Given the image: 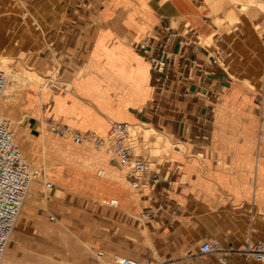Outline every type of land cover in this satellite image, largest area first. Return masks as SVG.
Returning <instances> with one entry per match:
<instances>
[{
	"label": "crops",
	"instance_id": "obj_1",
	"mask_svg": "<svg viewBox=\"0 0 264 264\" xmlns=\"http://www.w3.org/2000/svg\"><path fill=\"white\" fill-rule=\"evenodd\" d=\"M139 1L98 0L89 39L86 25L81 22L73 26L77 29L74 32L66 29L70 25L59 26V53L69 59L73 51L80 55L83 49V61L61 88H47L45 101L26 109L27 129L39 135L41 120L49 118L56 125H70L79 132L98 135V125L108 134L111 123L145 122L169 134V139L188 144L187 156L176 150L179 159L159 165L135 193L116 158L91 151L90 144H77L71 137L62 140L63 147L68 141L75 145L76 164H64L53 171L46 178L52 184L50 188L36 181L37 188L29 195L31 201L15 231L17 241L28 250L67 254L71 261L94 264L79 252L96 249L103 263L121 257L154 264V252L190 250L199 242L202 245L208 239L224 236L218 217L231 205V199L226 205L217 204L227 198V192L207 172L219 171L225 176L219 161L232 163L228 144L238 138L219 132L217 110L222 105L226 109L239 106L245 90L204 46L219 28L215 20L223 19L234 7L227 9L225 3L209 6L207 0ZM239 10L235 12L241 19ZM33 18L39 25V18ZM9 33L14 34V44L20 43L15 30ZM188 33L194 35L195 41L186 36ZM168 35L165 52L169 63L162 74L155 75L150 55ZM227 50L224 46L223 56ZM186 60L195 61V67ZM108 63L111 67L99 75L98 66ZM81 69L85 71L80 76ZM68 83L72 87L66 90ZM98 93L116 117L98 108ZM250 107L254 111L255 105ZM35 109H39L36 117ZM255 135L256 132L251 135V141ZM56 153L66 156L70 151L58 148ZM250 153L253 160L255 153ZM38 159L35 154L30 156L45 176ZM240 202L255 207L250 196ZM243 234L239 231L233 238L221 239V244H234ZM72 235L77 241L70 240ZM90 243L91 247L87 245ZM14 249V245L9 249L8 264H14ZM247 261L245 258L242 264Z\"/></svg>",
	"mask_w": 264,
	"mask_h": 264
},
{
	"label": "rangeland",
	"instance_id": "obj_2",
	"mask_svg": "<svg viewBox=\"0 0 264 264\" xmlns=\"http://www.w3.org/2000/svg\"><path fill=\"white\" fill-rule=\"evenodd\" d=\"M136 1L138 3L140 2L139 0ZM257 1L226 2L225 4H228L226 8L234 7L230 11H233L237 16L239 15L235 12V9H240L239 12L243 14L242 18L233 21L224 19L221 24L215 23L219 28L216 27L215 32L212 33L214 36L211 41L207 46L200 44V46L206 47L214 58H216L214 50L222 52L224 46L228 48L225 55H222L220 59L216 60L221 68L229 71L232 79L242 83V87L245 90L239 106H231L226 109L222 105L217 110V121L220 123L219 132H228L232 137L238 138V141L232 140L228 144L233 156L232 163L226 165L223 161H219L218 166H221L226 171L225 176L219 171L212 173L208 170L207 172L208 177L227 192V198H223L217 204L220 205L221 203L222 205H226L228 199H231V205L219 217L217 216L222 220L224 236H216L215 238L207 240L208 243L218 241L219 243L217 244L224 251L201 255L199 253V247L202 242H199L196 248L190 250L154 252V257L151 260L154 264H156L155 261H157V264L164 261H170V264H221L219 259L222 257L225 260L224 264H242L245 258H248L247 264H256L253 258L235 250L239 247L245 248L248 238L264 241V85L262 84L264 78V0ZM242 3L244 4L243 7ZM97 5L98 0H0V50L5 46H11L12 53L7 56V60H11V62L8 61V66L17 71L24 72L28 76H35L41 84L48 83L49 86L46 85L44 88L41 103L46 99L48 93L47 88H61L65 79L77 73L83 61V49L80 55L77 53L78 51H73L69 59L62 56V53H59L56 48V41L62 35V28L59 26L70 25V28L68 27L66 29L74 32L77 29L73 26L81 22L83 25H86V35L89 39L95 25ZM248 6H253L252 9L257 10V16L254 19H247L245 17L246 11H244V7ZM218 14L222 15L223 12L220 11ZM33 17L39 18V25H36ZM255 28H259V32ZM14 30L20 38V43L18 44H14L11 41L12 34L10 35L9 32ZM186 30L189 31V29ZM186 36L191 41H195L192 33H188ZM110 67V63L106 66H98V74L102 75ZM84 71L85 69H81L79 75H83ZM236 72L239 75H234ZM68 86L69 84H67L66 90L72 87V84H70L69 88ZM27 95L32 99L31 94ZM101 100V93H98V108L106 112L108 116L116 117L115 111L110 109L108 103L105 100ZM15 103H17L16 105H20L18 107L21 109V112L29 108L23 104L20 98ZM35 103L39 104V101L32 99L30 107ZM251 104L255 105L254 111L250 107ZM58 107H61V105ZM226 110L228 113H226ZM38 111L39 109L33 111L35 117ZM253 116L255 117V126L253 124ZM17 117L20 118V115H17ZM124 124L130 133L129 141H131L132 146L135 144L140 145L141 150H139V153H135L132 147L133 153L141 156L146 161L148 165L147 172L157 171V167L166 161L172 162L174 159L178 160L179 155L175 152L176 150L180 154L187 156L189 145L185 143L184 145L182 142L180 144V142L178 143L172 139H169L171 153L168 156L161 158L154 156L151 149L144 144V132L149 128H153L159 133H164V131L148 123L130 121ZM132 125L138 126V130L134 131V129L130 128ZM25 132L28 135H35L28 131L27 124L25 126ZM39 132V135L35 136L42 137L47 144L46 154L39 160V163L43 164L41 166L42 168L44 167V172H46L44 173L45 179L64 164L67 167L76 164L74 159L77 160L78 156L73 154V150L76 147L70 141L65 143L66 148L70 151L69 154L62 157L56 153L57 146L61 145L62 140H70L69 138L55 137L47 127L46 119L41 120ZM254 132H256V135L254 140L251 141L250 137ZM107 135V129L98 125V136L106 137ZM21 150L22 157L34 170L35 176L33 183L35 184L36 181L41 179V169L37 167L38 165L32 163L30 156H27ZM251 151L255 153L253 160L250 158ZM44 162L48 163V165H45ZM205 164L208 165V162H205ZM132 190L135 193L138 192L137 189ZM248 196L254 200L255 207L253 209L250 204L240 202L242 198ZM21 212L23 213V207ZM21 215L19 216L18 224L15 225L14 232L18 230L22 223L20 217L23 215ZM42 227L44 228L46 226L43 225ZM239 231L244 232L239 241L228 246L223 243L221 244V239L233 238L235 233ZM69 238L72 241H77V238L73 235L69 236ZM82 241L84 242V240ZM20 244V241L14 243V264H83L82 262L71 261L67 254H40L28 250L29 248H25ZM87 245L91 247L92 244ZM230 249L232 251H228ZM79 253L88 257L94 264H98V261L101 262L98 260V252L96 249ZM141 261L146 262L143 259ZM106 262H101V264H114L113 259Z\"/></svg>",
	"mask_w": 264,
	"mask_h": 264
},
{
	"label": "built area",
	"instance_id": "obj_3",
	"mask_svg": "<svg viewBox=\"0 0 264 264\" xmlns=\"http://www.w3.org/2000/svg\"><path fill=\"white\" fill-rule=\"evenodd\" d=\"M169 36L163 42H159L158 47L150 55L151 69L155 75L162 74L169 63V58L165 52ZM215 57V59H220L222 52L216 51ZM186 61L191 67H195V61ZM197 71L200 70L197 69ZM4 83L5 76L0 71V96ZM262 84L264 85V78ZM46 123L55 135H69L77 144L88 143L95 151L102 150L110 157L116 158L121 169L125 171L130 189L139 191L144 183L151 178L153 171L147 172L148 165L146 161L141 156L133 153L129 133L124 123L112 124L106 137L98 136L93 132H79L66 125H56L49 118H46ZM34 176L33 168L24 160L14 141L10 124L0 114V264L14 230L15 222L21 212L29 183ZM39 181L43 182L47 188L52 187V184L46 181L43 174ZM50 220L53 221L54 218L51 217ZM245 250L252 255L256 264H264V241L248 238ZM219 251L224 250L217 243L207 242L200 246L199 253L209 255ZM98 256H101L100 252ZM113 261L114 264H152L151 262L144 263L119 257H114Z\"/></svg>",
	"mask_w": 264,
	"mask_h": 264
},
{
	"label": "bare ground",
	"instance_id": "obj_4",
	"mask_svg": "<svg viewBox=\"0 0 264 264\" xmlns=\"http://www.w3.org/2000/svg\"><path fill=\"white\" fill-rule=\"evenodd\" d=\"M231 1L247 2V0H207V3L209 4V6H211L213 4L216 5V4L226 3V2H231ZM257 2H255V3H257ZM243 6H244V4L242 3V7ZM252 7H250V6L244 7V11H246L245 17L247 19H254L257 16V10L252 9ZM224 19H227L230 21L239 20L238 16L233 11H227L225 13V17L223 19H216L215 23L221 24V22ZM258 29L259 28H255V30L259 32L260 29L259 30ZM13 35L14 34H12L11 37H13ZM205 42L209 43L210 38L206 39ZM11 49H12L11 46H5L0 50V71L5 76V83H4L3 89L1 91V96H0V114L2 115L3 119L10 124L11 132L13 134V138H14L16 145L18 144V148L20 146V149H22L21 151H23L25 154H27V156H33L34 154L37 155L39 157L37 162H39L40 158H42V156L46 154L47 144L45 143V141L42 137H37L35 135L34 136L28 135L25 132V126H26L25 118H26L27 114H26V111L21 112V109L18 107L19 104L16 105L18 102L17 103H15V102L18 101V98H20V100L23 101V104L27 108L30 107V105L32 104V99L38 100L39 103H41L40 101L43 99L44 88L46 87V85H48V83L47 84H41V83H39V81L37 80V78L35 76L34 77L28 76L24 72L17 71L13 68H10L8 66V61L11 62V60L10 59L7 60V56L12 53ZM69 87H70V84H69L68 88ZM27 94H31L32 99ZM17 115L18 116L20 115V118L17 117ZM142 123H145V122H142ZM46 125H47V123H46ZM47 127H48V125H47ZM69 127L71 129H75L70 125H69ZM130 128L134 129V131L138 130V126H136V125H132V127H130ZM139 128H140V126H139ZM126 129H127V126H126ZM49 130L51 131L50 128H49ZM144 130H145V127H144ZM127 131H128V129H127ZM51 133L57 138H69V139H71L69 135L57 136L52 131H51ZM128 133H129V131H128ZM132 134H133V131H132ZM144 142H145L144 144H146L151 149L152 154L154 156L161 158L163 156H168L171 153V148H170L171 143L169 141V134H167V133L166 134L161 133V132L159 133L156 130H154L153 128H149V129L145 130V132H144ZM180 144H181V142H180ZM139 146L136 144L134 146H132L134 148L135 153H139V150H141ZM57 148H62L63 151L68 150V148H66V145H65V147L60 145V146H57ZM91 150L95 151L93 149V147H91ZM142 150H143V148H142ZM97 152L98 153H104V151H102V150H99ZM41 162H42V160H41ZM44 164L48 165V163H46V162H44ZM40 165H42V164H40ZM101 174H103V172H101ZM35 186H36V184H34L33 179H31V182L29 183V187H28V191H27L28 194L26 193L24 200H23V205H22L23 213L22 212L19 213L18 218L15 222V225L18 224V219H19V216L21 215V213H22V215L25 213V211L27 209L26 205L29 203V201H31L30 198L32 195L31 196H29V195L34 191ZM35 188H37V187H35ZM22 217H20V218L22 219ZM14 228H15V226H14ZM10 240H9L10 244L8 243L9 246L7 245L6 250L3 254L2 264H8L7 255L9 254V249L18 240L14 230L12 232ZM228 251H232V250L230 249ZM235 251L243 253L244 255H247V256L252 258V255L250 253L246 252L245 248H243V247H239ZM219 261L221 262V264L223 262L225 263V260L223 257L220 258Z\"/></svg>",
	"mask_w": 264,
	"mask_h": 264
}]
</instances>
